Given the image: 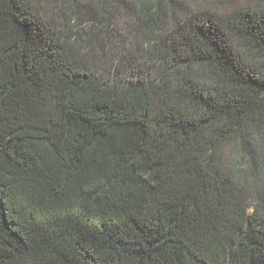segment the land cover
Wrapping results in <instances>:
<instances>
[{"label": "trees", "instance_id": "16d2710c", "mask_svg": "<svg viewBox=\"0 0 264 264\" xmlns=\"http://www.w3.org/2000/svg\"><path fill=\"white\" fill-rule=\"evenodd\" d=\"M0 264H264V0H0Z\"/></svg>", "mask_w": 264, "mask_h": 264}, {"label": "snow or ice", "instance_id": "6c2138e0", "mask_svg": "<svg viewBox=\"0 0 264 264\" xmlns=\"http://www.w3.org/2000/svg\"><path fill=\"white\" fill-rule=\"evenodd\" d=\"M173 2L177 7L178 13H182L184 17L189 19H194L196 18L202 0H173ZM216 39L219 41L221 37L217 35Z\"/></svg>", "mask_w": 264, "mask_h": 264}]
</instances>
